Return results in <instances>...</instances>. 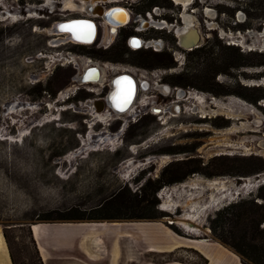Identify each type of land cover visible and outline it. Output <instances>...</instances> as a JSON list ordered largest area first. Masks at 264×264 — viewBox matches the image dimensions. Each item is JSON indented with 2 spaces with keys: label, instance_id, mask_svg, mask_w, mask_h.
<instances>
[{
  "label": "rangeland",
  "instance_id": "rangeland-1",
  "mask_svg": "<svg viewBox=\"0 0 264 264\" xmlns=\"http://www.w3.org/2000/svg\"><path fill=\"white\" fill-rule=\"evenodd\" d=\"M68 1L0 0V227L9 235L18 264H40L31 224L44 217L80 213L158 214L155 219L117 222L161 221L181 236L212 238L242 261L237 249L246 252L247 263L259 259L264 264V251L257 248L264 242V220L260 230L248 231L238 220L246 203L264 208V181L259 177L264 174V107L260 104L264 103V3L195 0L187 12L195 19L200 41L189 48L192 51L185 50L184 70L185 65H179L158 81L140 75L147 68L162 70L170 57L184 60L183 51L176 50L181 47L174 33L166 32L162 55H155L153 48L135 51L127 44L138 24L133 21L113 35L114 45L105 50L101 46L108 45L107 27L96 16L101 24L97 40L76 44L55 33L56 25L94 16L77 0L66 9ZM155 2L171 3L162 10L178 17L172 0H121L120 4L140 9ZM113 5L107 2V7ZM151 35L147 33L145 39L149 41ZM236 39L242 46L233 44ZM91 64L103 68L101 81L75 86L76 76ZM128 70L141 85L132 110L99 119L107 109L93 113L88 101L106 100L113 77ZM163 82L171 84V94L165 95ZM41 88L51 92H40ZM181 89L194 98L179 101L176 91ZM215 100L223 105L214 107L210 101ZM175 108L179 109L173 115ZM229 114L238 125L231 124ZM234 126L240 131L230 133ZM134 161H138L135 167ZM189 170L195 171L182 181L160 184L161 179L180 177ZM214 180L226 184L224 191L210 185ZM121 191L128 195L124 202L117 199ZM102 204L108 208H101ZM197 207L201 213L194 222L196 230L189 231L179 222ZM263 208L255 206L257 220L264 219ZM171 257L207 263L192 248L173 251Z\"/></svg>",
  "mask_w": 264,
  "mask_h": 264
},
{
  "label": "crops",
  "instance_id": "crops-1",
  "mask_svg": "<svg viewBox=\"0 0 264 264\" xmlns=\"http://www.w3.org/2000/svg\"><path fill=\"white\" fill-rule=\"evenodd\" d=\"M30 227L44 264H190L172 259L181 248L197 250L206 264H245L219 241L181 236L161 221L38 222ZM0 264H13L1 227Z\"/></svg>",
  "mask_w": 264,
  "mask_h": 264
},
{
  "label": "flooded vegetation",
  "instance_id": "flooded-vegetation-1",
  "mask_svg": "<svg viewBox=\"0 0 264 264\" xmlns=\"http://www.w3.org/2000/svg\"><path fill=\"white\" fill-rule=\"evenodd\" d=\"M172 1H174V3L176 4V6H175V8L173 10H175V9L178 10V17L169 16L167 13L163 12V10L166 9V7L170 8L169 5H171V3H169L168 5H164V3H162V2H155V3H151L149 6H146L144 8L137 9V8H135V5H132L131 3H130L129 6L125 5V4L121 5L120 4L121 0H106V3H103V2L101 3L99 1H94L95 5L100 4V3L102 5H104L105 11L109 10L110 8H113L115 6H122L123 8H125L127 10V13L129 14V18L130 19H129L128 24H131V22L133 23V21L135 23H138L137 26H135V27L133 26V30H134L133 33H131L127 37V44L129 45V47H131L135 51L140 50L143 47H146L147 49L153 48V49L156 50L155 55H162L164 53V48L166 46V44H164L163 42L164 41H168L167 40L168 35L166 34V32L174 33V36L176 38L175 41L177 42V45L179 47H181V49H176V50H178L177 52H180L181 50L183 51V55L181 54L180 56L182 58H184V60H180L179 58L176 57L175 60L177 62H179V63H177L176 61L173 60V58L170 57L168 62H166V63H164L162 65L163 66L162 70L156 71L155 69L147 68V69L144 70L145 71V75H142L140 73L141 74L140 75L141 78L142 77H147V75H149V77L151 76V77H154V78H158L157 79L158 81H163V79L166 78L165 75L167 76L168 73H171L174 70L176 71V68L179 67V65H185L183 67V70H184L185 67H186V64H187V62H186V51L185 50H190L188 48H190L191 46H194L198 42V37H199V35H198L199 32L198 31L199 30L197 28L195 19L191 15V13L187 12V10L189 9L188 7L195 0H189L187 3L178 2L177 0H172ZM78 2L79 3H84L85 2V3H87L89 5V1L81 0V2L80 1H78ZM107 2H108V4H114V5L107 7ZM91 3H93V2L90 1V4ZM193 5L194 6L192 7V9L195 8L196 4H193ZM85 7H86V5L82 4V8L84 9ZM162 8H163V10H162ZM179 8H181V10H183V8H184V11L183 12L181 11L182 15H180L181 12H180ZM68 9H70V7ZM192 12L195 13V10H192ZM142 14H145L146 16H144ZM104 24L107 27V34H108L105 38H106V41L108 39H109V41L106 42L108 44L107 46H101V48H103L105 50H108L114 45V40H111L113 35L114 34L115 35L120 34L119 32L121 31V29H120L121 27H116V26H113V25H109L107 22H104ZM125 26H122V27H125ZM100 29H101V24L98 21V35H97V38L99 36ZM147 33L148 34L149 33L152 34L151 37H148L149 41H147L145 39L146 38L145 36L147 35ZM139 34L141 36H139ZM133 37L141 38L142 40H140V41L143 43V45L141 47H138V48L134 47L133 46L134 44H137V43L139 44L140 42H138L136 40H132ZM147 42H150V44L146 46L145 44ZM237 42H238L237 39L233 40V44L242 46V44L237 43ZM178 46H176V48H178ZM197 47H199V46H197ZM176 50H175V52H176ZM190 51H192V50H190ZM89 62H91V61H89ZM104 65H103L104 68H106L108 66V62H106V64H104ZM111 65L114 66L113 64H111ZM91 66H94V65H92V64L89 65V67H91ZM95 66H100V65L95 64ZM116 67H119V66H116ZM119 68H121V67H119ZM124 72H126V71H124ZM128 72L132 74L133 71H129L128 70ZM101 74H103V70H101ZM119 74H121V73H119ZM116 76L117 75H115L114 77H116ZM136 80H137V86H138L137 87V94H136V97H137L138 94H139V88L141 87V85H140V80H138L137 78H136ZM163 86L168 88V90L166 88H164V87L162 88V90L165 92V95L171 94V92H172L171 84H169V82H163ZM181 90H183V89H181ZM183 91L185 92V95H186L187 92L185 90H183ZM179 92L176 91V93H179ZM188 92L191 93V91H188ZM186 97L190 99V98H194V95H192V94L189 95L188 94V95H186ZM185 99L186 98H183V99H180L179 101L185 100ZM210 102H211L212 105H214V107H219V105L220 106L223 105V104H221V101H217V100L210 101ZM231 102H233V101H231ZM148 103L149 102L145 103V105H147ZM202 103H204V101ZM260 104L264 107V103L262 104L260 102ZM132 107H133V104L131 105L129 110H132ZM225 107L228 110L231 111L230 107H228V104H226ZM108 111L110 112V110H108ZM106 112H104V113H106ZM215 115H217V114H215ZM201 117L203 119H206L207 114L204 115V116H201ZM228 117L233 120L232 123H231L232 125L236 124V122H234L235 118L232 116V114H229ZM240 119L242 120L243 118H240ZM237 121H238V123H240L239 120H237ZM236 125H238V124H236ZM262 125H264V121H263ZM244 126H245V124L242 123V127H244ZM230 129H231V127H230ZM193 171H195V170H193ZM261 175L264 176V174H261Z\"/></svg>",
  "mask_w": 264,
  "mask_h": 264
},
{
  "label": "water",
  "instance_id": "water-1",
  "mask_svg": "<svg viewBox=\"0 0 264 264\" xmlns=\"http://www.w3.org/2000/svg\"><path fill=\"white\" fill-rule=\"evenodd\" d=\"M81 2V0H78ZM87 7L86 13L93 15L94 17H76L71 18L70 20L62 21L58 23L55 27V33H59L61 35H66L68 39L73 41L76 44L82 45H89L96 41L98 35V19L97 17H101L105 22L109 25H115L118 27H122L128 24V19L124 22L117 18L116 14L117 11H124L123 13H127V10L122 6H115L110 8L109 10L105 11L104 5L101 3H105L106 0H99L101 2L97 5H91L90 1ZM128 14V13H127ZM97 16V17H96ZM96 17V18H95ZM89 25L91 28H89ZM132 40H136L140 42L139 44H135L136 48L141 47L143 43L140 41L142 40L139 37H133ZM200 41V36L198 37V42ZM197 42V43H198ZM148 45L150 42H147ZM147 43L145 44L147 46ZM197 43L194 45L196 46ZM193 47V46H192ZM102 68L100 66H91L88 67V71H93L94 73L92 76L87 77V72L85 71L82 75L79 74L76 76V84L75 86L78 87L79 84H94L98 83L102 79L101 74ZM89 73V72H88ZM112 89L110 90L109 94L107 95L106 100L97 99L88 101L89 106L92 108L93 113H101L105 109L110 110L111 114H122L127 112L130 109V106L134 103L137 94V80L136 78L129 72H124L116 77L113 78L112 82ZM181 94L180 97L185 96V92L180 90ZM178 98V96H177Z\"/></svg>",
  "mask_w": 264,
  "mask_h": 264
},
{
  "label": "trees",
  "instance_id": "trees-1",
  "mask_svg": "<svg viewBox=\"0 0 264 264\" xmlns=\"http://www.w3.org/2000/svg\"><path fill=\"white\" fill-rule=\"evenodd\" d=\"M259 3L260 5H263L264 3V0H259ZM263 13H264V6H263V9L261 10ZM248 14H249V17H252L254 15V13H252L251 11L248 10ZM127 52V50H124L122 53L125 54ZM93 55H96L97 54H93ZM263 55V54H261ZM264 63V62H263ZM43 90L47 91L48 93L51 92V90L49 88L47 89H40V92H42ZM132 127L130 126L128 131L131 129ZM127 134V133H126ZM125 142L128 144L130 143V140L127 139V136H125L124 138ZM193 170H189L187 172L184 173L183 176H180V177H176V178H172V179H167V180H163L161 179L160 180V184L161 182L162 183H172V182H177V181H182L186 178L187 175H189ZM125 192H120L119 194H117V199L120 200V202H124L125 201V198H127V196L124 194ZM264 195H262L263 197ZM142 200H139V202H141ZM105 204H102L101 205V208H108V206H104ZM255 206L256 207H262L263 206H260L258 204H256L255 202H252V203H246L245 204V209L242 211V213H240L238 215V220L239 222H241L242 224H245L244 226V229L245 231H248L250 229H255L254 227H256L257 230H260V224L262 223V221L264 220L263 217L260 218L259 220H257L254 215L256 213V211L254 210L255 209ZM264 209V208H263ZM142 217H145V218H152V219H155V218H158L159 215L158 214H154L152 216H137V217H122V216H112L110 214H107V215H96V216H87L86 213H80V214H75V215H69V216H61V217H44V218H41L40 221L41 222H98V221H119V220H127V219H132V218H142ZM255 218V219H254ZM255 229V230H256ZM30 230H31V227H30ZM4 235H5V238L9 244V247H10V251H11V257H12V260H13V264H18L16 258H15V255L13 253V250H12V247H11V242L9 240V235L6 233V231H4ZM31 235H32V239H33V242L35 243V247H36V251H37V254H38V258H39V262L40 264H44L41 256L39 255V252H38V249H37V244H36V241L34 239V235H33V231L31 230ZM217 237L219 238V240H221L223 243L227 244V245H230L229 242L227 241V239L224 237V236H219L217 235ZM249 244V243H248ZM251 244V243H250ZM260 247V248H259ZM258 250H263L264 251V242H262L260 245H259ZM237 251L239 252V254L243 257V261L246 263V264H250L249 262L247 263L246 260H245V257H246V252L242 251V250H238ZM253 263L255 264H263L260 262V260H256V259H253Z\"/></svg>",
  "mask_w": 264,
  "mask_h": 264
},
{
  "label": "bare ground",
  "instance_id": "bare-ground-1",
  "mask_svg": "<svg viewBox=\"0 0 264 264\" xmlns=\"http://www.w3.org/2000/svg\"><path fill=\"white\" fill-rule=\"evenodd\" d=\"M53 0H48V2L49 3H51ZM84 1H86V0H84ZM94 1H99V0H92V2L93 3H91V5H95V2ZM178 2H183V3H187L189 0H177ZM72 2L73 1H71V0H69L67 3H66V5H65V8L66 9H68L69 7H71L72 6ZM82 4H85L86 5V10H88L87 9V7H88V4L87 3H82ZM124 11H117V14H116V16H117V18H119L121 21H126L127 19H128V17H129V14H127V13H123ZM70 20V19H69ZM115 26V25H114ZM116 27H118V26H116ZM54 31H55V29H54ZM60 35V34H59ZM66 35H68V33L66 34ZM71 41V40H70ZM192 47V46H191ZM190 47V48H191ZM189 49V48H188ZM87 70H88V67L87 68H85L84 69V71H83V73L86 71L87 72ZM89 72V73H88ZM87 72V75H86V78L87 77H90V76H92V74L94 73L93 71L91 72V71H88ZM83 73H81V75L83 74ZM164 86H162L161 88H163ZM164 88H166V87H164ZM167 90H168V88H166ZM181 94V92H179L178 93V98L179 99H183V98H186V95L184 96V97H180L179 95ZM222 104V103H221ZM220 106V105H219ZM131 107V106H130ZM172 108H174V107H172ZM224 108V107H223ZM171 109V108H170ZM179 108H175L174 110H172V114L173 115H176L177 114V110H178ZM228 110V109H227ZM128 112V111H127ZM111 115V113L107 110V112L106 113H102L101 115H99L98 117H99V119H101V120H104L105 118H107V117H109ZM234 116V115H233ZM236 116V115H235ZM237 117V116H236ZM238 118V117H237ZM243 130V129H242ZM238 131H240L239 130V128L238 127H233L231 130H230V133H234V132H238ZM163 135V134H162ZM220 144V143H219ZM226 145H228V144H226ZM264 145V144H263ZM231 146V145H230ZM171 157H164L163 159H162V163H164V162H167V160L168 159H170ZM138 162V161H137ZM137 162L136 161H134L133 162V164H131V166H133V167H135V166H137ZM260 177V179L262 180V182L264 181V177H262V175H260L259 176ZM258 180V181H256V183H260L261 182V180ZM217 180H214V182H212V183H210V185L213 187V188H215V189H219L220 187H222V188H220L219 189V191H224V188H226L227 186H226V184H221V183H217L216 182ZM251 182H252V184H253V180H250ZM192 185H195V186H198L199 184H198V182H194ZM257 185V184H256ZM260 185V184H259ZM252 188H255V187H252ZM168 200H165V204H164V206H166V205H168ZM201 213V208L199 209L198 207L197 208H195L194 209V211H193V213H186L182 218H181V220H180V222L179 223H181L186 229H188L189 231H193V230H196V227H195V225H194V222H196V220H197V216L199 215ZM187 220H190V221H192L193 223H191V222H187ZM198 229V228H197Z\"/></svg>",
  "mask_w": 264,
  "mask_h": 264
},
{
  "label": "snow or ice",
  "instance_id": "snow-or-ice-1",
  "mask_svg": "<svg viewBox=\"0 0 264 264\" xmlns=\"http://www.w3.org/2000/svg\"><path fill=\"white\" fill-rule=\"evenodd\" d=\"M89 28H91V26L89 25Z\"/></svg>",
  "mask_w": 264,
  "mask_h": 264
},
{
  "label": "built area",
  "instance_id": "built-area-1",
  "mask_svg": "<svg viewBox=\"0 0 264 264\" xmlns=\"http://www.w3.org/2000/svg\"><path fill=\"white\" fill-rule=\"evenodd\" d=\"M264 173V172H263ZM262 179V178H261Z\"/></svg>",
  "mask_w": 264,
  "mask_h": 264
}]
</instances>
